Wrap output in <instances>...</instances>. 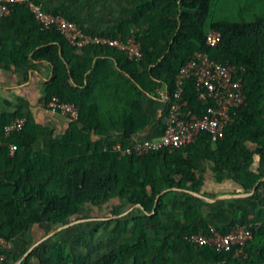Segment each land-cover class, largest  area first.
I'll return each mask as SVG.
<instances>
[{
	"label": "trees",
	"instance_id": "obj_1",
	"mask_svg": "<svg viewBox=\"0 0 264 264\" xmlns=\"http://www.w3.org/2000/svg\"><path fill=\"white\" fill-rule=\"evenodd\" d=\"M33 1L85 33L123 41L134 36L140 56L130 58L107 45H71L54 26L40 29L25 3L11 4L8 14L0 16V61L14 66L29 56L46 61L51 75L44 101L54 95L78 109L61 136L50 140L47 152L32 148L36 133L31 120L4 136L3 126L23 115L0 118V238L6 241L0 244V264H13L28 249L19 251L15 242L33 227L41 238L76 220L82 206L112 199L134 207L129 217L115 219L111 232L122 235L121 241L103 252L98 264H264V204L256 192L264 188V174L252 168L254 150L249 147H260L264 158V0H130L127 13L105 30L89 28L86 15L64 2ZM212 29L220 33L215 47L205 44ZM196 52L234 66L241 82L244 101L230 112L222 137L212 142L201 132L186 146L140 155L112 150L115 140L127 146L132 134L149 123L142 96L162 85L171 95L179 68ZM180 104L185 116L201 117L212 100L198 98L190 77ZM167 108L168 103L165 115ZM101 132L117 135L92 138ZM8 143L16 146L12 154ZM201 160L217 177L228 170L242 189L255 186L254 211L234 209L226 225L203 218L191 193L200 186ZM243 224L252 231L245 257L189 240L209 225L227 233ZM74 228V238H81ZM70 241L60 236L46 250L40 242L18 264H83Z\"/></svg>",
	"mask_w": 264,
	"mask_h": 264
},
{
	"label": "built area",
	"instance_id": "obj_2",
	"mask_svg": "<svg viewBox=\"0 0 264 264\" xmlns=\"http://www.w3.org/2000/svg\"><path fill=\"white\" fill-rule=\"evenodd\" d=\"M13 3H25L40 29L54 26L71 45L77 47L87 44L107 45L126 51L130 58L140 56L139 43L134 36L123 41L100 34L85 33L75 22L60 14L43 10L41 5L33 0H0V16L8 14V8ZM219 40L220 33L217 30H209L205 36V44L210 47L217 46ZM190 77L194 79L198 98L212 100V104L207 107L201 117H187L181 111L182 86ZM164 96L168 108L161 135L157 138L131 140L127 146H122L119 140H115L111 145L112 150L140 155L161 148H179L192 143L201 132H207L211 141L214 142L222 137L224 125L230 121V112L244 101L236 68L211 59L202 52H196L179 68L175 75V89L171 95H168L165 90ZM44 104L49 110L65 116L68 120H74L78 116V109L74 103L62 101L54 95L47 98ZM25 120L24 116H17L4 125V136L21 129ZM7 148L12 154L16 146L14 143H8ZM256 192L262 197L264 204V188L258 187ZM251 237L252 231L248 225H236L227 233H220L209 225L207 232L198 231L190 235L189 240L194 245L211 246L217 251L233 249L237 256L245 257L244 248ZM0 244L5 246L6 241L0 238Z\"/></svg>",
	"mask_w": 264,
	"mask_h": 264
},
{
	"label": "crops",
	"instance_id": "obj_3",
	"mask_svg": "<svg viewBox=\"0 0 264 264\" xmlns=\"http://www.w3.org/2000/svg\"><path fill=\"white\" fill-rule=\"evenodd\" d=\"M128 1L130 0H106L105 6L94 9L92 13L85 11L80 16L86 15V25L89 28L109 29L116 17L127 13ZM136 28V25H132V29ZM50 75V64L41 59H32L31 56L19 66L0 61V118L6 119L20 114L31 120L36 133L32 148L41 152L49 150L50 140L60 137L69 121L65 116L49 110L44 104V86ZM165 90V85H162L154 93L142 96V107L150 120L144 128L132 134L131 140L157 138L161 135L166 120ZM105 135L117 134L101 132L92 138ZM249 147L254 150L252 168H259L264 174V158H260L258 153L260 147L255 144H250ZM262 153L264 154V149ZM197 174L200 186L196 193L200 196L191 193L197 197L196 204L203 218L226 225L231 219L232 210H247L250 213L254 211L257 204L255 186L251 190L242 189L231 179L232 173L228 170H224L218 177L215 176L206 160L199 162ZM261 180H264V176ZM41 235L39 228L33 227L21 240L15 242V247L19 249L22 245L35 242V238L39 239Z\"/></svg>",
	"mask_w": 264,
	"mask_h": 264
},
{
	"label": "rangeland",
	"instance_id": "obj_4",
	"mask_svg": "<svg viewBox=\"0 0 264 264\" xmlns=\"http://www.w3.org/2000/svg\"><path fill=\"white\" fill-rule=\"evenodd\" d=\"M53 1L56 3L64 2L78 15L85 11L92 13L94 9L105 6L104 4L106 2V0ZM111 2H114V0H111ZM130 211L131 209H128L127 203L122 199H112L98 206L86 204L81 207L77 214L76 222L53 233L41 242H44L43 247L46 250L54 239L60 236L71 238V249L75 253L82 254L83 264H98L100 255L114 244L121 241L122 235L111 232L115 219L119 217H129ZM74 225L77 226V230L81 232V236L84 239H82V237L74 238L73 235L77 232ZM125 235H128V233ZM32 243L34 242L22 245L18 250L21 251Z\"/></svg>",
	"mask_w": 264,
	"mask_h": 264
},
{
	"label": "water",
	"instance_id": "obj_5",
	"mask_svg": "<svg viewBox=\"0 0 264 264\" xmlns=\"http://www.w3.org/2000/svg\"><path fill=\"white\" fill-rule=\"evenodd\" d=\"M193 194L197 195V196H200L198 193L196 192H193ZM139 207V205H136ZM134 207V206H132ZM131 207V208H132ZM77 220H74V221H70V222H67V223H64V224H61L59 225L58 227L54 228L53 230H51L50 232L46 233L44 236H42L41 238H39L38 240H36L34 243H32L28 249L13 263V264H18L28 253L29 251L34 248L37 244H39L41 241H43L44 239H46L47 237H49L50 235H52L53 233L61 230L62 228L64 227H67L69 225H71L73 222H76Z\"/></svg>",
	"mask_w": 264,
	"mask_h": 264
}]
</instances>
